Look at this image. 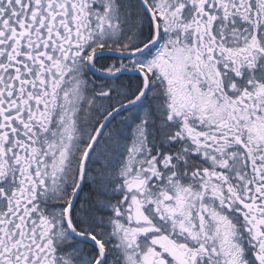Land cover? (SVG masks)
<instances>
[{"label": "snow or ice", "instance_id": "obj_1", "mask_svg": "<svg viewBox=\"0 0 264 264\" xmlns=\"http://www.w3.org/2000/svg\"><path fill=\"white\" fill-rule=\"evenodd\" d=\"M0 264H264V0H0Z\"/></svg>", "mask_w": 264, "mask_h": 264}]
</instances>
